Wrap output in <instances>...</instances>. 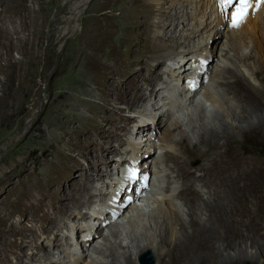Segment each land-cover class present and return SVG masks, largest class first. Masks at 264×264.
Returning a JSON list of instances; mask_svg holds the SVG:
<instances>
[{
  "label": "bare ground",
  "instance_id": "bare-ground-1",
  "mask_svg": "<svg viewBox=\"0 0 264 264\" xmlns=\"http://www.w3.org/2000/svg\"><path fill=\"white\" fill-rule=\"evenodd\" d=\"M134 7L145 19L154 13V67L171 62L160 88L149 87L153 99L128 117L137 116L136 130L128 131L133 139L123 138L121 116L115 121L109 113L100 120L104 125L93 126L76 142L78 156L89 157L86 167L66 157L19 192L18 200H0V264H66L70 258L74 264H137L141 252H149L153 264H235L242 259L260 264L258 253L246 246L237 249L233 243L197 237L211 221L207 208L230 204L205 183L209 163H199L203 174L198 178L187 171L198 160L187 145L211 147L207 142L224 129L242 132L264 124V100L247 104L237 95L240 88L252 97L264 91L255 45L264 30V6L238 28L227 27L218 0H136ZM110 74L120 76L118 70ZM138 75H123L119 84L109 79L117 102L132 105L143 96L139 79L146 78ZM130 169L136 173L131 179ZM227 197L236 199L234 192ZM15 214L19 217L11 220ZM26 221L31 225L26 227Z\"/></svg>",
  "mask_w": 264,
  "mask_h": 264
},
{
  "label": "rangeland",
  "instance_id": "rangeland-1",
  "mask_svg": "<svg viewBox=\"0 0 264 264\" xmlns=\"http://www.w3.org/2000/svg\"><path fill=\"white\" fill-rule=\"evenodd\" d=\"M135 1L0 0V40L6 44H0V173L6 172L0 175V200H18L19 192L47 168L62 165L66 157L86 167L89 157L78 156L76 142L104 125L100 120L109 113L115 121L121 116L123 138L133 139L128 131L136 130L137 116L128 117L153 99L148 97V88H160L164 67L171 63L163 60L154 67L150 60L154 13L145 19L141 8L134 7ZM166 21L164 30L168 32L171 25ZM258 34L255 45L260 48L262 68L257 77L264 90V30ZM111 70H118L120 76L111 77ZM133 72L146 78L139 79L146 98L135 99L132 105L117 102L114 97L119 94L110 91L109 81L119 84L123 75ZM237 95L247 104L264 100V91L252 97L240 88ZM147 131L153 134L152 123ZM207 143L211 147L187 145L198 158L187 165V171L198 178L203 174L198 166L209 163L205 183L215 186L221 200L230 206L208 207L211 221L196 235L233 243L237 249L246 246L264 264V124L242 132L224 129L221 137ZM113 159L117 164L118 157ZM233 192L236 199L229 201L227 195ZM18 217L15 214L11 220ZM30 225L25 222L26 227ZM9 257L14 262L13 255ZM70 260L66 264H74ZM235 264L252 263L242 259Z\"/></svg>",
  "mask_w": 264,
  "mask_h": 264
},
{
  "label": "snow or ice",
  "instance_id": "snow-or-ice-1",
  "mask_svg": "<svg viewBox=\"0 0 264 264\" xmlns=\"http://www.w3.org/2000/svg\"><path fill=\"white\" fill-rule=\"evenodd\" d=\"M218 3L226 18L230 13L228 26L232 28H238L246 20L250 11L258 10L264 6V0H218ZM127 175L131 179L136 175L135 170H128Z\"/></svg>",
  "mask_w": 264,
  "mask_h": 264
},
{
  "label": "water",
  "instance_id": "water-1",
  "mask_svg": "<svg viewBox=\"0 0 264 264\" xmlns=\"http://www.w3.org/2000/svg\"><path fill=\"white\" fill-rule=\"evenodd\" d=\"M136 260L138 264H153V258L149 252H141Z\"/></svg>",
  "mask_w": 264,
  "mask_h": 264
}]
</instances>
